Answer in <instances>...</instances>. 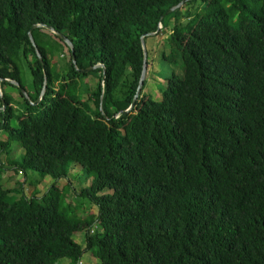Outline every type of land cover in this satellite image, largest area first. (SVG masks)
I'll return each instance as SVG.
<instances>
[{"label": "trees", "instance_id": "1", "mask_svg": "<svg viewBox=\"0 0 264 264\" xmlns=\"http://www.w3.org/2000/svg\"><path fill=\"white\" fill-rule=\"evenodd\" d=\"M0 89V264H264V0H0Z\"/></svg>", "mask_w": 264, "mask_h": 264}, {"label": "rangeland", "instance_id": "2", "mask_svg": "<svg viewBox=\"0 0 264 264\" xmlns=\"http://www.w3.org/2000/svg\"><path fill=\"white\" fill-rule=\"evenodd\" d=\"M168 34H169V30L167 32V35ZM167 35H164V36H167ZM159 44L160 43H158V45L156 46V50H160V45ZM165 50L168 51V45L167 44L165 45ZM156 55L159 56L160 53L157 52ZM156 55L154 54L155 58H156ZM158 62H159V64H158ZM153 71L157 72V76L155 74H153L154 73ZM179 71H180V68H179L178 65H171V64L167 63L166 61L161 62L159 60L157 61L156 59H153L151 61L150 74L148 75V81H147V84H146V87L144 88V90L146 92H149L153 96V98L159 99L161 95H160V90H159L158 83L164 84V81H163L164 78L170 76L172 73H178ZM21 73H22V78L25 80V86H26L27 89H29L30 88V84H31L30 83L31 82V76H30V73H29V69H27V67L24 66V69H21ZM79 81H81V83H85L87 88H93L95 86V84H96L95 76L92 75V74H89L88 76L81 77ZM2 89L5 92L10 93L13 96L14 99H17V100L21 99V97L18 94V90L16 89V87H12L10 85H3ZM0 93H1V89H0ZM14 155H16V154H14ZM1 158L4 159L3 156ZM75 172L76 171H72L71 172L72 176L74 175ZM32 177H35V175H33V176L31 175L30 176V174H29L28 177L24 179L23 173L21 171H19V174H16V177H14L15 180L19 181L18 184L14 183L13 180H11L10 183H7V181H3V184L5 185V187H19L17 189H19L21 192L23 190L28 192L29 191V189H28L29 186H27V182H29L32 179ZM23 181H25V183H23ZM49 181H50V178L47 176V177L43 178V181L40 184L32 185V186H34L32 188L39 189V194H42L45 191V189H46L44 186ZM22 183L25 186L23 188V190L20 189V186H21ZM63 183H65V181L64 180H60V184L62 185ZM69 197H70V194H69ZM73 201H75V200L73 199ZM85 207H86V211L84 213L80 214L79 213V211H80L79 209L76 212L79 215L85 216L86 213H95L97 211L96 207L92 206L90 204H86ZM73 238L75 239V241H77L79 243H82L83 233L82 232H75L73 234ZM96 262H98V259L91 258V257L88 256V254H85L82 257L80 264L81 263L82 264H94Z\"/></svg>", "mask_w": 264, "mask_h": 264}, {"label": "water", "instance_id": "3", "mask_svg": "<svg viewBox=\"0 0 264 264\" xmlns=\"http://www.w3.org/2000/svg\"><path fill=\"white\" fill-rule=\"evenodd\" d=\"M181 4H182V1L179 2L177 5H175V6L171 7V8H169L166 12H170V11L176 9V8L179 7ZM38 26H43V27H45V28H47V29L53 31V32H54L55 34H57L61 39H63V40L69 45V47H70V49H71L72 57H73L72 59H73V61H75L74 56H73V50H72V49H73V48H72L73 46H72L71 42L67 39V37H65V36H64L63 34H61L60 32L54 30L53 28H51L50 26L45 25V24H33L32 27H31V29H32V28H36V27H38ZM31 29H30V30H31ZM147 34H150V33H147ZM28 35H29V37H30V39H31V41H32V43H33V38H32V36H31V34H30V31L28 32ZM141 44H142V49H143V63H142V70H141V74H140V77H139V80H138V85H137V88H136V93H135V95H134V97H133V99H132V103H131L130 107H131L132 104L135 102V100H136V98H137V94H138V93L140 92V90H141V87H142V85H143V81H144V78H145V74H146V66H147V51H146V48H145V45H144L143 37H141ZM37 55H38L39 59L41 60V57H40V55H39L38 52H37ZM98 66H99V65L97 64V65H94V66H89V67H87V68H84V69H78V70H79V72L83 73V72H87V71H89V70L95 69V68L98 67ZM3 80H4V81H7V82H9V83H11V84H14V85H16V86H19L18 82L15 81V80H10V79H3ZM45 88H46V76L44 75L43 86H42V89H41V92H40V97L37 99L36 103H37V102L43 97L44 92H45ZM20 90L22 91V93H24L25 95H27V93H26L23 89L20 88ZM130 107H129V108H130ZM129 108L126 109V110H124V112L128 111Z\"/></svg>", "mask_w": 264, "mask_h": 264}, {"label": "crops", "instance_id": "4", "mask_svg": "<svg viewBox=\"0 0 264 264\" xmlns=\"http://www.w3.org/2000/svg\"><path fill=\"white\" fill-rule=\"evenodd\" d=\"M14 177H16V174L13 173V172H8L6 174L4 173V175H3V181H7V183H10L11 180H13L14 183L18 182L17 180L14 179ZM45 177H47V176H45Z\"/></svg>", "mask_w": 264, "mask_h": 264}]
</instances>
